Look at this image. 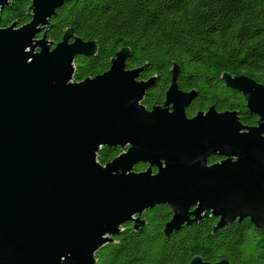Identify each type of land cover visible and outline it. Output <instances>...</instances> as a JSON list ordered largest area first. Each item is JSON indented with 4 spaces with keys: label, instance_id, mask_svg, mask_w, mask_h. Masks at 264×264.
<instances>
[{
    "label": "water",
    "instance_id": "water-1",
    "mask_svg": "<svg viewBox=\"0 0 264 264\" xmlns=\"http://www.w3.org/2000/svg\"><path fill=\"white\" fill-rule=\"evenodd\" d=\"M69 1L30 0L27 23L0 27V264H96L126 222L139 231L157 205L172 213L165 238L208 217L214 233L248 218L264 235V84L222 76L257 116L246 126L213 106L188 116L197 92L179 89L177 66L163 104L146 108L155 77L126 68L128 48L74 82L75 58L98 47L71 28L47 40L50 17ZM112 146L122 152L101 165L98 152Z\"/></svg>",
    "mask_w": 264,
    "mask_h": 264
},
{
    "label": "trees",
    "instance_id": "trees-1",
    "mask_svg": "<svg viewBox=\"0 0 264 264\" xmlns=\"http://www.w3.org/2000/svg\"><path fill=\"white\" fill-rule=\"evenodd\" d=\"M29 5L30 0H9L0 12V27L27 23ZM68 28L98 47L95 56L75 58L74 82L105 72L115 53L128 48L126 68L142 67L139 80L155 77L142 100L146 108L163 104L177 66L179 89L197 92L188 116L213 106L238 112L243 125L255 123L242 94L227 87L222 76L244 74L264 84V0H71L50 17L47 40L59 42ZM121 152L119 146L102 147L96 159L105 165ZM218 159L212 156L208 163ZM147 167L139 163L135 170ZM142 218L145 226L139 231L126 222L114 241L97 251L96 264H190L195 256L264 264V235L248 218L214 233L217 218L208 217L169 238L163 234L171 218L168 207L147 209Z\"/></svg>",
    "mask_w": 264,
    "mask_h": 264
},
{
    "label": "flooded vegetation",
    "instance_id": "flooded-vegetation-1",
    "mask_svg": "<svg viewBox=\"0 0 264 264\" xmlns=\"http://www.w3.org/2000/svg\"><path fill=\"white\" fill-rule=\"evenodd\" d=\"M248 111V110H247ZM250 113V112H249ZM237 114H238V118H240V115H239V113L237 112ZM251 115H253V114H251ZM255 116V123L254 124H251V125H248V126H253V125H255L256 124V121H257V116L256 115H254ZM240 121V120H239ZM219 160H221V158H219L217 161H219ZM216 161V162H217ZM169 209V208H168ZM169 211H170V209H169ZM171 215H172V213H171V211H170V217H171Z\"/></svg>",
    "mask_w": 264,
    "mask_h": 264
}]
</instances>
